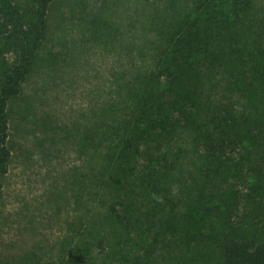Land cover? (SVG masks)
<instances>
[{"label":"trees","instance_id":"trees-1","mask_svg":"<svg viewBox=\"0 0 264 264\" xmlns=\"http://www.w3.org/2000/svg\"><path fill=\"white\" fill-rule=\"evenodd\" d=\"M51 3L0 0V189L9 104L36 65ZM139 3L124 23L91 21L122 46L123 95L98 119L96 217L54 264H264V0ZM195 170L211 184L249 180L242 213L230 218L237 202L211 195L198 207Z\"/></svg>","mask_w":264,"mask_h":264},{"label":"rangeland","instance_id":"rangeland-1","mask_svg":"<svg viewBox=\"0 0 264 264\" xmlns=\"http://www.w3.org/2000/svg\"><path fill=\"white\" fill-rule=\"evenodd\" d=\"M138 3L52 0L36 65L9 104L11 157L0 189V264H54L96 217L98 119L111 98L123 95L113 73L127 62L122 46L96 33L91 21L124 23L127 14L140 15ZM137 28L138 23L132 29ZM204 173L195 170L190 183L199 195L196 205L202 207L211 195L217 205L237 202L230 218L242 213L249 180L221 175L211 184Z\"/></svg>","mask_w":264,"mask_h":264}]
</instances>
